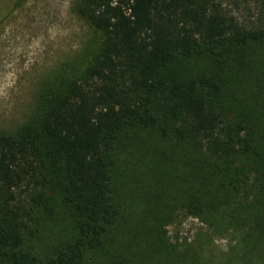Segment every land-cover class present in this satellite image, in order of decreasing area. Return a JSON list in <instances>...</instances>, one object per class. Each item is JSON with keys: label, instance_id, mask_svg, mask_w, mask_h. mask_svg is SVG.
Wrapping results in <instances>:
<instances>
[{"label": "trees", "instance_id": "16d2710c", "mask_svg": "<svg viewBox=\"0 0 264 264\" xmlns=\"http://www.w3.org/2000/svg\"><path fill=\"white\" fill-rule=\"evenodd\" d=\"M249 1L264 9L233 4ZM73 10L97 37L91 54L0 133V264H85L103 246L120 215L114 151L129 129L178 143L196 180L178 185L187 214L239 232L264 263V72L242 94L229 77L263 65L264 23L245 24L223 0H75ZM195 58L209 70H187ZM58 208L72 235L43 248Z\"/></svg>", "mask_w": 264, "mask_h": 264}, {"label": "rangeland", "instance_id": "374dc122", "mask_svg": "<svg viewBox=\"0 0 264 264\" xmlns=\"http://www.w3.org/2000/svg\"><path fill=\"white\" fill-rule=\"evenodd\" d=\"M74 2L18 0L9 10L0 0L1 134H13L35 115L47 84L91 54L97 37L75 14ZM223 2L232 4L245 24L264 23L260 4ZM263 67L264 62L261 65L258 61L246 68L251 71L248 77L229 75L235 80L231 91L237 88L242 94L241 86L251 88L248 81L262 80ZM185 68L192 73L208 71L210 61L195 58ZM180 147L172 139L160 138L155 130L129 129L122 135L114 151L120 215L107 230L103 246L89 253L85 264H264L239 232L231 228L209 230L187 214L178 185L196 180L180 155ZM72 232L63 210L58 208L55 217L41 226L39 243L43 248L50 247Z\"/></svg>", "mask_w": 264, "mask_h": 264}]
</instances>
